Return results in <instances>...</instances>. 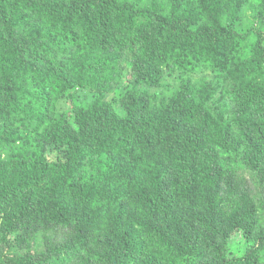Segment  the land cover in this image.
<instances>
[{"label":"trees","instance_id":"16d2710c","mask_svg":"<svg viewBox=\"0 0 264 264\" xmlns=\"http://www.w3.org/2000/svg\"><path fill=\"white\" fill-rule=\"evenodd\" d=\"M0 264H264V0H0Z\"/></svg>","mask_w":264,"mask_h":264}]
</instances>
